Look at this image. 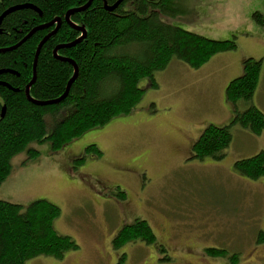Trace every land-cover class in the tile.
Masks as SVG:
<instances>
[{"label": "rangeland", "instance_id": "rangeland-1", "mask_svg": "<svg viewBox=\"0 0 264 264\" xmlns=\"http://www.w3.org/2000/svg\"><path fill=\"white\" fill-rule=\"evenodd\" d=\"M181 2L179 14L162 19L214 39L236 36L238 49L216 53L199 68L172 60L155 73L158 87L139 80L144 95L129 115L86 131L59 151L47 140L32 142L40 153L34 160L26 161V151L14 156L0 198L55 202L62 209L56 230L79 245L61 259L41 255L26 264H233L228 256L207 254L209 247L237 253L236 264H264V245L256 243L264 231V178L243 177L233 167L264 151V131L235 125L220 159L191 153L209 123L225 125L232 118L226 79L241 74H233L238 55L263 58L253 99L264 111V43L254 41L261 40L255 31L261 24L253 17L259 10L264 15V0ZM89 144L98 145L102 156L74 166V156ZM118 189L125 198L119 199ZM136 218L148 221L157 243L114 248V236Z\"/></svg>", "mask_w": 264, "mask_h": 264}, {"label": "trees", "instance_id": "trees-1", "mask_svg": "<svg viewBox=\"0 0 264 264\" xmlns=\"http://www.w3.org/2000/svg\"><path fill=\"white\" fill-rule=\"evenodd\" d=\"M88 1L0 0V17L12 6L24 3L41 10V13L30 7L13 10L2 18L0 25V70H7L0 73V184L9 178L12 159L19 152L26 151V161L40 155L32 142L47 140L52 151H59L86 131L104 126L120 115H129L144 95L139 80L146 78L150 85L158 87L155 73L172 60L199 68L216 53L238 49L236 36L214 39L164 21L162 14L175 16L183 10L181 0H124L113 9L109 7L117 0H92L89 7L70 15L77 27L86 28V36L77 44L58 50V56L72 58L78 64V76L68 94L59 103L33 102L26 96V86L34 76L36 50L57 23L36 29L23 43L20 41L34 28L58 17L62 19L58 31L41 47L37 77L30 86V94L36 100L61 97L74 75V65L56 57L53 50L81 36L83 31L72 27L65 15L69 9ZM253 17L264 25L260 10ZM242 66V73L226 86V100L233 107L229 124H208L192 146V157L220 159L234 138L235 125L257 135L264 131V111L253 99L261 79L263 58L250 56L243 60ZM241 101L246 102L245 108L239 107ZM84 151L75 158L74 166L103 153L96 144L87 145ZM233 167L243 177L253 180L264 177V151L237 160ZM117 194L120 199L126 197L122 189ZM61 211L46 198L27 205L0 198V264H26L41 255L61 259L68 250L78 248L73 237L55 228V219ZM258 239L264 241V232H260ZM137 240L157 243L146 219L136 218L123 224L113 238V246L119 249ZM205 251L210 256H228L233 264L239 259L237 253L229 254L225 248Z\"/></svg>", "mask_w": 264, "mask_h": 264}, {"label": "water", "instance_id": "water-1", "mask_svg": "<svg viewBox=\"0 0 264 264\" xmlns=\"http://www.w3.org/2000/svg\"><path fill=\"white\" fill-rule=\"evenodd\" d=\"M91 1L92 0H89L87 3H85L84 5H81L80 7H78V8H71V9H69V11L66 13V15H65V18H66V20H67V22L68 23H70V25L72 26V27H74V28H76V29H79L80 31L82 30L83 31V33L81 34V36L78 38V39H76V41H74V42H71L70 44H68V45H59V47H56L54 50H53V52L55 53V55H56V57H58V58H60V59H62V60H65V61H69V62H72V64L74 65V75L71 77V79L69 80V82L67 83V88H66V90H65V92L61 95V97H59V98H56V99H50V100H48V101H43V100H36L35 98H33L32 96H31V94H30V89H31V85L35 82V80H36V77H37V75H36V69H37V60H38V56H39V52H40V50H41V47L43 46V44L46 42V40H47V38H49L51 35H53L54 33H56L57 31H58V27L60 26V24H61V21H62V19L60 18V17H58V19H55V20H53V21H51V22H49V23H47L46 25H40V26H38V27H36V28H34L33 29V31H31L30 33H28L26 36H25V38L24 39H22L21 41H20V43H23V41H25V39L26 38H28V37H30L35 31H36V29H43V28H47L48 26H52V25H55L56 23H57V26L54 28V30L52 31V32H50V33H48L42 40H41V42L39 43V45H38V47H37V50H36V56H35V60H34V69H33V78H32V80L27 84V88H26V96H27V98H29L30 100H32L33 102H35V103H37V104H50V103H59V102H61V100H63L65 97H66V95L68 94V92H69V90H70V88H71V84H72V82L75 80V78L78 76V64L71 58H67V57H63V56H58V50H59V48L61 47V46H71V45H75V44H77L78 42H80L81 41V39L82 38H84L85 36H86V28H84L83 26H80V27H77L76 26V24L71 20V18H70V15L73 13V12H77V11H80V10H82V9H85V8H87V7H89V5L91 4ZM124 0H117L114 4H113V6H110L109 7V9H113V8H115V7H117V6H119L120 5V3L121 2H123ZM24 7H30V8H33V9H36V10H38L40 13H41V10L39 9V8H37L36 6H34V5H32V4H30V3H24V5H15V6H12L11 8H9L8 10H6L3 14H2V16L0 17V25H1V22H2V18L5 16V15H7L8 13H10V12H13V10H16V9H24ZM19 43V44H20ZM18 44H16V45H14V46H17ZM13 48V47H12ZM9 49V48H8ZM1 51V50H0ZM4 71H7V70H0V73H2V72H4ZM4 85L5 84H7V83H3ZM7 86H9L10 87V85L9 84H7ZM3 113H2V116H4V114H5V106L3 107Z\"/></svg>", "mask_w": 264, "mask_h": 264}, {"label": "crops", "instance_id": "crops-1", "mask_svg": "<svg viewBox=\"0 0 264 264\" xmlns=\"http://www.w3.org/2000/svg\"><path fill=\"white\" fill-rule=\"evenodd\" d=\"M263 25H260V27H255V31L257 32L256 34H257V36H258V38L259 39H261V40H258V39H255L254 41H255V43H260V41L261 42H263L264 43V27H262ZM239 54V53H238ZM238 54H234V55H238ZM220 56V55H219ZM245 56H243L242 54L241 55H238V58H237V62L234 64V72L235 73H233V74H235V76H236V74H239V73H242V71H243V66H242V63H243V60L245 59L244 58ZM231 67V66H230ZM226 70H227V68H226ZM263 73H264V71H263ZM262 77V76H261ZM226 78V77H225ZM230 79H232V77H228L227 79H226V83L230 80ZM230 107V106H229ZM230 112H231V114H230V116H229V119L232 117V115H233V111L231 110V107H230ZM75 157V156H74ZM73 159V158H72Z\"/></svg>", "mask_w": 264, "mask_h": 264}, {"label": "flooded vegetation", "instance_id": "flooded-vegetation-1", "mask_svg": "<svg viewBox=\"0 0 264 264\" xmlns=\"http://www.w3.org/2000/svg\"><path fill=\"white\" fill-rule=\"evenodd\" d=\"M260 232H264V231H260ZM260 232H259V234H260ZM258 237H259V235H258ZM256 243H257L258 246L264 245V241H259L258 238H257ZM258 246H257V247H258ZM262 257H263V256H262ZM263 258H264V257H263Z\"/></svg>", "mask_w": 264, "mask_h": 264}]
</instances>
